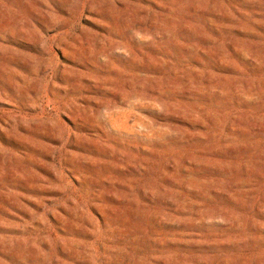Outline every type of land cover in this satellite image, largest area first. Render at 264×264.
<instances>
[{
    "label": "rangeland",
    "instance_id": "obj_1",
    "mask_svg": "<svg viewBox=\"0 0 264 264\" xmlns=\"http://www.w3.org/2000/svg\"><path fill=\"white\" fill-rule=\"evenodd\" d=\"M0 264H264V0H0Z\"/></svg>",
    "mask_w": 264,
    "mask_h": 264
},
{
    "label": "bare ground",
    "instance_id": "obj_2",
    "mask_svg": "<svg viewBox=\"0 0 264 264\" xmlns=\"http://www.w3.org/2000/svg\"><path fill=\"white\" fill-rule=\"evenodd\" d=\"M221 3H225V2H221ZM220 5H221V4H220ZM222 5H224V4H222ZM213 11H214V10H213ZM218 11H220V10H218ZM221 11H222V10H221ZM215 12H217V11H215ZM215 12H214V13H215ZM223 12L225 13V11H223ZM215 14H216V13H215ZM218 16L220 17L221 15H218V14H217V17H218ZM214 17H215V16H214ZM223 17H224V15H223ZM215 19H216V18H215ZM218 19H219V18H218ZM216 21H218V20L216 19ZM216 21H215V22H216ZM127 127H128V126H127Z\"/></svg>",
    "mask_w": 264,
    "mask_h": 264
}]
</instances>
